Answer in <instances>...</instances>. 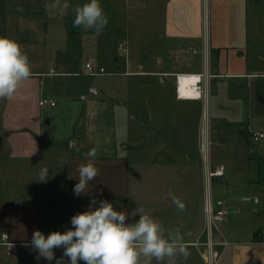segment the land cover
I'll return each mask as SVG.
<instances>
[{
    "label": "crops",
    "instance_id": "obj_1",
    "mask_svg": "<svg viewBox=\"0 0 264 264\" xmlns=\"http://www.w3.org/2000/svg\"><path fill=\"white\" fill-rule=\"evenodd\" d=\"M49 1L0 0V35L18 41L22 51L27 53L31 68L30 78L20 84L13 96L0 98V122L10 156L40 159L43 157L41 139L50 137L59 128L58 123L52 121V117L57 116L53 114L62 113L60 110L72 101L79 102L76 115L70 119V128L71 135L80 142L68 141L70 146H83L78 153L69 156L77 165L66 177L67 188H71L68 192L72 198L71 216L83 211L89 203V193L73 194L72 188L77 181L75 177H69L78 175L77 169L82 163L108 160L97 167L109 164L114 167L112 171L122 172L128 160L117 151L113 102L107 95L95 87L90 88V96L64 99L66 77L75 75L77 69L85 71L87 60L107 59L115 68L120 64L124 70L120 69L116 74L131 77L133 110L137 114L133 120L138 119L146 130L131 137L132 159L138 160L136 154L147 152V160L162 161L161 166L155 163L145 166L154 174L160 173L161 178L178 176L176 193L185 194V198L188 195L186 187L190 188L187 178L193 169L199 182L197 188L202 186L203 159L207 158L210 163L207 148L211 137L217 142L230 135L238 143L245 137L248 144L249 130H263L264 108L259 106L254 111L259 122L257 127L251 126L250 91L256 86L264 103V47L257 52L250 46L249 18L256 17L259 12L248 11V0L128 1L124 9L125 26L116 41L110 36L72 31L59 16L51 15ZM254 1L257 3L258 0ZM114 46L124 51V56L115 55ZM175 73H202L201 98H177ZM110 88L117 95L123 90L118 86ZM45 97L54 102L55 97L59 99V103L44 112L46 122L40 117L42 106L38 104ZM89 115L93 124L89 122ZM91 148L96 149L94 159L87 156ZM240 152L238 148L231 155L236 162L251 169V158L247 152L240 156ZM136 164L138 168L142 165L140 160ZM217 178H224V174ZM262 180L264 188V178ZM95 185L98 184L91 182L88 187L95 188ZM200 188L195 193L194 205L183 200L184 207L179 214L184 218L172 221L171 228L163 227L166 238L169 234L179 237L190 252L187 259L176 255L173 258L175 264H191L196 253L202 264L206 263L202 247L191 244L203 226ZM116 199L123 200L118 196L109 201L119 209L123 204ZM8 203L9 222L1 219L0 233L7 232L17 246L24 245L31 236L27 239L19 235L14 222L9 219L13 218L15 208H31L26 207L24 201ZM243 210L238 206L228 209L231 216L226 215L217 236L218 240H225L226 245L218 246L220 256L215 264H264V211L255 209L250 215ZM223 225L228 227L226 233L221 230ZM27 229L33 232L39 228ZM150 264H169V260L153 258Z\"/></svg>",
    "mask_w": 264,
    "mask_h": 264
},
{
    "label": "rangeland",
    "instance_id": "obj_2",
    "mask_svg": "<svg viewBox=\"0 0 264 264\" xmlns=\"http://www.w3.org/2000/svg\"><path fill=\"white\" fill-rule=\"evenodd\" d=\"M128 1L134 0H100L102 8L108 18V24L99 33L93 29L85 30L82 26H73L75 9L82 5L84 0H69V7L66 10L62 8L63 0H50L49 11L52 16H59L67 23L70 29L76 33L88 32L107 37L110 36L116 41L121 37L125 26L124 9ZM251 10L253 12H259L256 17L249 18L248 22L249 36H251L250 46L251 48L255 47L258 52L264 49H261V47H264V0H258L257 3L254 0H248V11L250 12ZM114 53L121 57L124 56V51L121 49L117 50L116 46H114ZM98 60L97 62L92 60L87 61H91L95 65H101L104 69V73L89 74L86 70H75V75L66 77L65 79L64 99L74 100L79 99L80 96L83 98L85 96H90V88L95 87L100 93L102 92L104 95H107L113 102L114 131L117 141V151L128 160H126V169L122 170V172H118L117 170L112 171L114 167L111 168L109 164H106L105 167H97L100 162L103 164L104 162H108V160L92 161L98 169V176L92 182L98 185H95V188H91L89 195H95L97 200L106 199L108 201L114 200L119 196V198H123V200L121 199L119 201V199H116V201L121 202L120 205L123 204V206H125L124 210L128 212H136L138 210L141 215L148 214L159 221L163 227L168 226L171 228L173 226L172 221L176 219V221H178L184 217L179 214V210L181 209L173 203L169 193L177 198L181 197L178 198L181 202L185 200L188 205L190 203L194 205L195 193L200 188H197V183L199 182L198 178L195 177V169L192 170V174H189L187 178L190 188L186 187L188 195L185 198V194L182 196L181 193H176V184L180 179L178 176L174 175L171 179L165 178V176L161 178L160 173L157 172L154 174L153 171L151 172V170H149V167L153 165V163L161 166L162 161L155 162V160H152L151 162L147 160V152L139 153L136 154V158L141 161L142 165L139 168L137 167L138 164H136V161L138 160L132 159L131 156V137H133L134 134L145 133L146 130L143 125L138 123V119L133 120V117H136L137 114L133 110L132 87L129 85L131 77L116 74L120 69L124 70L123 66L120 64L115 68L109 64L107 59L99 58ZM76 68H78V66H76ZM259 72L263 73L262 70ZM111 86L123 88L121 95H117L110 91ZM257 88L258 86L250 91L252 127H257L256 124L259 122V119L254 117L256 107L259 106L260 108H264L262 98L257 94ZM45 98L49 99L48 97ZM55 101L59 103L57 97H55ZM69 104L68 107H63V109L60 110L62 113L58 112V114H53L57 116H53L52 121L58 123L59 128H56L50 137H43L41 139L43 157L40 159L10 156V154H8L9 149L5 142V130L2 128L0 122V230L2 227L1 219L4 218L5 221H8L6 208L10 206L8 205L9 201H24L26 207L31 208V210L15 208L13 218L9 219L14 222L19 235L22 234L21 236L27 237V239L32 235V232L28 231L27 228H36L38 226L39 230L47 234L53 230L64 231L65 227L71 226L70 202L72 198L71 195L68 194L71 188H67L69 183L66 177L69 175L70 169L76 168L77 165L76 161H73L69 156L78 153L83 146L73 147L74 145L70 146L68 142H80L71 135L72 131L70 128V119L72 116L76 115L74 113H77L79 102L76 103L72 101V103ZM49 107V105L41 107L42 111L40 117L41 119L43 118L44 122H46L44 112L49 109ZM93 121L94 120H92L89 115V122L93 124ZM262 129L264 132V127ZM246 144L245 137L240 139L239 143L233 141L230 135L223 136L222 139L217 142L211 137V142L207 148L210 163L213 166L223 165L225 173L224 178H214L215 180L213 179L210 183V187H207L203 179L200 188L202 191L204 214L203 226L201 229L202 235L199 238L201 241H205L207 237L204 232L206 226L204 211L206 188H210L213 201L222 199L224 201V206L228 209L238 206L245 209L243 211L250 215L255 209L257 211H264V188L262 186V178H264V138L257 141H253L250 138L249 143ZM238 148L241 150L239 153L240 156H242V152H247L248 157L251 158V169L248 170L246 164L242 162L238 163L236 162V158L232 157L231 153H235ZM151 156L152 154L149 157ZM45 165L50 167L49 178L46 181H39V170ZM249 177L250 180L247 181L246 179ZM258 178H260L261 181L258 182ZM162 179L165 181L164 183H162ZM168 180H170V182H168ZM168 188H173L174 191ZM174 188H176V190ZM254 197L259 198V202L254 203L252 201ZM172 208H174V213L171 212ZM38 212H40V215ZM19 213L21 214L20 216H18ZM170 214H172V216ZM229 214L230 213H228V215ZM33 215L34 217L32 218ZM133 219H138V216L133 217ZM227 229L228 227L226 225L221 227L223 233H226L228 231ZM217 236L218 231H214L212 233V240L213 242H217V245L213 246L216 251L213 264H215L217 258L220 256L218 246H222ZM226 239H229L228 236H226ZM201 247L202 252L205 253V246L202 245ZM16 252L17 253L8 256L5 253V247L0 245V264H49L43 257H38L37 252L30 251L25 245L16 246ZM54 252L56 257H60L62 249H54ZM191 264H202L201 258L197 253L196 257L192 259Z\"/></svg>",
    "mask_w": 264,
    "mask_h": 264
},
{
    "label": "clouds",
    "instance_id": "obj_3",
    "mask_svg": "<svg viewBox=\"0 0 264 264\" xmlns=\"http://www.w3.org/2000/svg\"><path fill=\"white\" fill-rule=\"evenodd\" d=\"M69 0H63L62 8L68 9ZM108 24V18L100 0H84L75 9L74 27H83L101 32ZM31 76L27 53L22 51L15 39L0 35V98H9L15 94L20 84ZM34 153V152H33ZM32 154V153H31ZM88 157H96V149L91 148ZM49 166L39 170V181L49 178ZM72 192L74 195L90 193L88 185L98 176V169L88 160L77 169ZM173 203L183 209V203L169 193ZM259 202V198H257ZM121 206L114 207L113 202L90 196L88 206L70 217V227L64 231L53 230L47 234L34 229L30 240L24 245L43 257L49 264H150L168 258L169 264H175L176 255L187 259L188 248L179 237L171 234L166 238L164 228L159 221L139 211L128 212ZM138 216V219L133 217ZM132 221V222H130ZM54 249H62L56 257ZM141 257L144 260L141 261ZM66 258V259H64Z\"/></svg>",
    "mask_w": 264,
    "mask_h": 264
},
{
    "label": "built area",
    "instance_id": "obj_4",
    "mask_svg": "<svg viewBox=\"0 0 264 264\" xmlns=\"http://www.w3.org/2000/svg\"><path fill=\"white\" fill-rule=\"evenodd\" d=\"M84 68L89 74H103L104 69L101 65H95L91 61H87L84 64ZM203 74L202 73H175L174 74V90L177 98L180 99H199L202 96V86ZM40 106L49 105L54 106L55 102L51 99L41 98L38 101ZM248 135L253 141L264 138V132L259 130H249ZM203 137L201 139V144L203 145ZM206 146L208 142L205 143ZM204 164V180L207 184V187H210V183L215 177L222 176L224 174V166L216 165L212 166L207 158L203 159ZM204 203V211L206 216V226L205 234L206 240L201 241L199 238L202 235V232L199 236L191 242L195 246H205V253H203L206 264H213L214 256H216V251L214 250L217 242H213L212 233L214 231H219L221 224L224 222L226 215L228 214V208L224 206V201L222 199H217L213 201L212 195L210 193V188H206ZM248 200V198H247ZM253 202H257V198H253ZM0 245L5 247L6 255H13L16 252L17 242H14L10 239L7 232L0 233ZM220 245L225 246L226 241H221Z\"/></svg>",
    "mask_w": 264,
    "mask_h": 264
}]
</instances>
